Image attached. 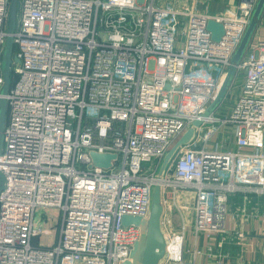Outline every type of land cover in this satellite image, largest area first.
Wrapping results in <instances>:
<instances>
[{
	"label": "built area",
	"instance_id": "1",
	"mask_svg": "<svg viewBox=\"0 0 264 264\" xmlns=\"http://www.w3.org/2000/svg\"><path fill=\"white\" fill-rule=\"evenodd\" d=\"M18 1L10 37L19 63L2 96L0 264L122 263L139 237L122 217L146 218L154 185L162 264H193L184 260L187 226L195 240L222 236L229 196L264 198V42L235 67L226 115L215 111L227 95L202 117L258 0H237L233 15L217 17L198 12L196 0ZM9 7L0 0V64ZM210 19L223 27L217 42L205 29ZM195 120L193 141L157 179L164 154ZM225 126L233 131L223 144L235 151L213 141ZM90 152L116 160L91 167Z\"/></svg>",
	"mask_w": 264,
	"mask_h": 264
},
{
	"label": "water",
	"instance_id": "2",
	"mask_svg": "<svg viewBox=\"0 0 264 264\" xmlns=\"http://www.w3.org/2000/svg\"><path fill=\"white\" fill-rule=\"evenodd\" d=\"M16 2L17 0H10L9 16L7 23V33L2 55H1V72L3 76V85L0 91V151L2 148L3 135L2 131L5 122V100L2 97L6 94L9 86L10 77V64L19 61L16 58H12V41L10 34L13 32L15 25V13H16ZM264 10V0H258L254 10L252 12L250 21L246 27V30L242 36V39L233 54L230 66L227 69L226 75L221 83V86L214 98V100L207 107L206 111L202 117H207L209 114L214 112V110L219 106V104L224 99L227 90L230 86L231 81L235 75V67L241 60L244 52L250 41V37L257 24L259 17ZM206 31L210 32L211 39L217 42L223 35V27L221 23H217L210 19L206 23ZM168 88V87H166ZM201 124V121L195 120L188 130L172 145V147L164 154L158 169L156 171L155 177L157 179H162L167 167L170 165L178 150L184 146L189 145L194 137L195 130ZM89 157L91 159V167H97L102 169H109L112 163L116 160L115 154L108 153H96L90 152ZM4 185V176L0 172V191ZM163 213V204L161 199V189L158 185H154L150 189V205L148 216L146 218L123 216L122 226L127 227L129 225H134L139 229V237L133 244L132 250L130 251L129 257L120 264H162L166 257V245L167 238L165 233L161 228V216Z\"/></svg>",
	"mask_w": 264,
	"mask_h": 264
},
{
	"label": "crops",
	"instance_id": "3",
	"mask_svg": "<svg viewBox=\"0 0 264 264\" xmlns=\"http://www.w3.org/2000/svg\"><path fill=\"white\" fill-rule=\"evenodd\" d=\"M236 5L237 0H196V10L210 17L233 15ZM258 42H264V10L254 27L246 50H250ZM241 82L242 75L238 73L234 85ZM213 139L218 141L216 136ZM223 149L236 150L233 143ZM179 198L183 205L190 204L191 197L188 194L179 193ZM184 220L185 224L188 223L189 217L184 216ZM179 224L180 221L175 216L174 228ZM224 228L225 233L222 236L199 235L196 240L188 229L184 243V260L193 264H264V198L244 199L231 196ZM211 241L216 242V248L213 254L208 255L206 250Z\"/></svg>",
	"mask_w": 264,
	"mask_h": 264
},
{
	"label": "rangeland",
	"instance_id": "4",
	"mask_svg": "<svg viewBox=\"0 0 264 264\" xmlns=\"http://www.w3.org/2000/svg\"><path fill=\"white\" fill-rule=\"evenodd\" d=\"M18 13H19V1L17 0V2H16V13H15V25H14V26H16V25H17V22H18V17H19ZM14 52H15V47L13 46V50H12V54H11L12 58H13V56H14ZM16 66H17L16 63H13V62H12V63L10 64V75H11L10 77H11V81H13V74H12V72L14 71V69L16 68ZM229 97H230L229 94H227V97H226V100H225L224 104L222 105L221 108H219L218 110L215 111V115H218V116H224V115H226V114H225V113H226V110L228 109V107H229V105H230ZM232 131H233V128H232L231 126H225V127H222V128L220 129V132L217 133V134L215 135L216 138H218V142H219V144L221 143V144L223 145V147H224L225 144H223V141L228 140V139L232 136ZM199 138H201V136H199ZM213 141H215V140L213 139ZM227 143H228V146H230V144H232L231 141H227ZM230 197H231V196H229V198H230ZM234 197L244 198V197L241 196V195H235ZM229 198H228V199H229ZM46 214H52V215H53V213H51V211H46ZM175 216L177 217V219H178L179 221H180L181 218L184 217V216H185V218L190 217L188 211L182 212V214H181V218H180V214H178V213H176ZM187 216H188V217H187ZM39 217H40V215H39ZM39 217H38V218H39ZM55 223H56V219H55V221L53 222V224H55ZM44 226H45V227H48L47 223H46ZM188 229H190L189 226H187V231H188ZM39 240H40V242H48V241H46L47 238H45V237H43V236H40Z\"/></svg>",
	"mask_w": 264,
	"mask_h": 264
},
{
	"label": "trees",
	"instance_id": "5",
	"mask_svg": "<svg viewBox=\"0 0 264 264\" xmlns=\"http://www.w3.org/2000/svg\"><path fill=\"white\" fill-rule=\"evenodd\" d=\"M10 76H11V75H10ZM11 82H12V81H11V77H9V84H11Z\"/></svg>",
	"mask_w": 264,
	"mask_h": 264
},
{
	"label": "bare ground",
	"instance_id": "6",
	"mask_svg": "<svg viewBox=\"0 0 264 264\" xmlns=\"http://www.w3.org/2000/svg\"><path fill=\"white\" fill-rule=\"evenodd\" d=\"M9 70H10V68H9ZM9 85H10V84H9ZM8 87H9V86H8ZM227 91H228V90H227ZM226 95H227V93H226ZM226 95H225V96H226ZM224 98H225V97H224ZM222 101H223V100H222ZM219 105H220V104H219Z\"/></svg>",
	"mask_w": 264,
	"mask_h": 264
}]
</instances>
